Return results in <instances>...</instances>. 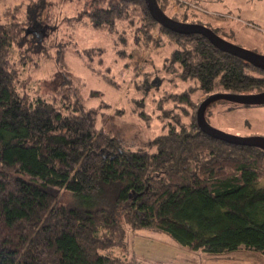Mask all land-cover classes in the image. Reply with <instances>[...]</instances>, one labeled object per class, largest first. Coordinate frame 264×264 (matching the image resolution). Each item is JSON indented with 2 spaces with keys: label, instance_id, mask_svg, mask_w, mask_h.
Wrapping results in <instances>:
<instances>
[{
  "label": "trees",
  "instance_id": "1",
  "mask_svg": "<svg viewBox=\"0 0 264 264\" xmlns=\"http://www.w3.org/2000/svg\"><path fill=\"white\" fill-rule=\"evenodd\" d=\"M118 1L93 3L85 17L113 30L130 16L129 0ZM136 1L145 15L142 33L159 27L161 46H173L164 59L168 73L194 80L207 95L264 91V69L199 33L162 27L144 0ZM156 1L164 12L168 0ZM192 22L216 34L222 28ZM22 31L0 17V264H148L113 253L126 244L127 231L142 229L164 231L193 251L220 255L243 247L264 254V186L258 185L264 149L205 134L192 87L160 103L196 108L187 124L177 119L144 144L126 147L97 126L96 111L76 90L62 89L66 84L49 99L24 90L13 59Z\"/></svg>",
  "mask_w": 264,
  "mask_h": 264
},
{
  "label": "rangeland",
  "instance_id": "2",
  "mask_svg": "<svg viewBox=\"0 0 264 264\" xmlns=\"http://www.w3.org/2000/svg\"><path fill=\"white\" fill-rule=\"evenodd\" d=\"M106 1L0 0V17L23 28L13 59L26 81L25 91L49 99L59 85L66 84L62 89L70 95L76 90L84 104L96 111L98 127L134 148L164 133L177 119L187 124L186 114L195 111L207 93L194 80H182L165 70L164 59L173 46H161L165 37L159 27L154 26L150 36L142 33L145 15L136 0L124 1L129 3L130 16L116 22L114 31L94 27L86 12L93 3L105 6ZM162 7L177 21L202 19L220 26V37L264 56V0H168ZM28 11L33 21L26 25ZM191 87L196 108L172 101L160 106L162 99ZM204 116L225 133L264 136V103L217 99L206 106ZM258 185L264 186V179ZM62 198L68 199L69 194ZM126 240L113 253L148 264H264V254L257 251L239 248L220 255L193 251L159 230L127 231Z\"/></svg>",
  "mask_w": 264,
  "mask_h": 264
},
{
  "label": "water",
  "instance_id": "3",
  "mask_svg": "<svg viewBox=\"0 0 264 264\" xmlns=\"http://www.w3.org/2000/svg\"><path fill=\"white\" fill-rule=\"evenodd\" d=\"M151 17L162 27L174 32L190 34L199 33L205 36L211 44L221 51L238 56L248 61L253 66L264 69V56L258 55L253 51L236 45L216 34L210 27L201 23L177 21L161 10L156 0H144ZM217 99H225L234 103L242 104H262L264 103V91L250 94H237L228 92L211 93L203 98L196 110V123L199 128L207 135L233 144L256 146L264 149V136H236L225 133L211 126L205 116L204 111L208 104Z\"/></svg>",
  "mask_w": 264,
  "mask_h": 264
},
{
  "label": "crops",
  "instance_id": "4",
  "mask_svg": "<svg viewBox=\"0 0 264 264\" xmlns=\"http://www.w3.org/2000/svg\"><path fill=\"white\" fill-rule=\"evenodd\" d=\"M241 248H243V247H241ZM247 250V249H246Z\"/></svg>",
  "mask_w": 264,
  "mask_h": 264
}]
</instances>
